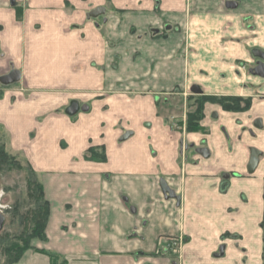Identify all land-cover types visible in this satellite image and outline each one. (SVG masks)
Instances as JSON below:
<instances>
[{"label":"crops","instance_id":"1","mask_svg":"<svg viewBox=\"0 0 264 264\" xmlns=\"http://www.w3.org/2000/svg\"><path fill=\"white\" fill-rule=\"evenodd\" d=\"M256 51L264 0H0V77L19 73L0 88V129L49 203L46 240L20 264H54L41 251L55 264H263L264 171L247 172L251 148L264 159ZM192 96L251 106L205 103L188 132Z\"/></svg>","mask_w":264,"mask_h":264},{"label":"rangeland","instance_id":"2","mask_svg":"<svg viewBox=\"0 0 264 264\" xmlns=\"http://www.w3.org/2000/svg\"><path fill=\"white\" fill-rule=\"evenodd\" d=\"M0 88H2L1 84ZM115 94L116 92L112 93V95ZM194 103L187 102V113L192 110ZM7 142V133L0 129V148L10 158H15L14 160L9 158L6 161H0V213L5 218V223L0 232V264H15L16 253L8 250L15 244L21 246L24 240L28 238L27 236L33 228L32 216L41 201L37 197V178L34 172L22 156L11 153L7 147ZM99 154L97 157L101 156L100 152ZM256 169L264 171V159L261 160ZM34 240H28L29 244L31 245ZM155 255L167 258L168 255L177 256L178 253H174L169 248V250H155ZM20 260L18 264H20ZM262 262H264V256Z\"/></svg>","mask_w":264,"mask_h":264},{"label":"trees","instance_id":"3","mask_svg":"<svg viewBox=\"0 0 264 264\" xmlns=\"http://www.w3.org/2000/svg\"><path fill=\"white\" fill-rule=\"evenodd\" d=\"M193 104V108L191 111H188L187 113V120H186V129L188 132H195L202 130V127L200 126V121L203 118V106L205 103H216L221 106V108L224 111L227 112H235V113H242L246 112L250 106H251V100L250 99H244L240 97H228V98H213V97H198L195 100ZM101 150V149H100ZM103 150H101V156L97 157V155H100L98 150L95 149H89L88 150V158L90 160L95 161H105L106 157L102 153ZM10 157L4 152L2 148H0V161H6ZM11 160H14L15 158H10ZM37 189V197L40 199V205L35 210L31 221L33 222V228L28 238L24 240L23 244L19 246L18 244H15L14 246H11V248L8 251H14L16 253V256L14 258V263L18 264L21 256L23 253L31 249V245L29 244L28 240H40L45 241L46 240V234H45V228L47 219L49 216V203L45 200L43 195V190L40 185V183L37 181L36 185ZM41 253L47 255L50 258L51 263H57L58 256L55 254H51L49 252L41 251ZM65 261L63 260L61 264H64Z\"/></svg>","mask_w":264,"mask_h":264},{"label":"water","instance_id":"4","mask_svg":"<svg viewBox=\"0 0 264 264\" xmlns=\"http://www.w3.org/2000/svg\"><path fill=\"white\" fill-rule=\"evenodd\" d=\"M11 4L13 5L14 2L11 1ZM102 13H103V9L97 8V9L89 12L87 17L88 18H96V17L100 16ZM254 58H256L258 61L255 63L254 67L250 70V73H253V74H255L261 78H264V55L261 52L256 51V52H254ZM18 81H19V73L15 70H12L8 74L0 77V84L2 86H9V85H12L14 83H17ZM192 92L194 94H200L201 93V91L195 87L192 89ZM73 111H75V106H71V108L68 110L69 113H72ZM212 117L217 118V114L214 113L212 115ZM221 131L224 132V129L221 128ZM197 152L204 157H206L208 155V150L206 148H200L197 150ZM258 156H259V152L255 148H251L250 149V157H249V161L247 164V172L249 174L253 173V171L257 167ZM160 188H161L162 192L167 197H171V198L175 197L174 193L168 188V186L166 185L164 180H160ZM4 223H5V218L0 213V232L3 228Z\"/></svg>","mask_w":264,"mask_h":264},{"label":"flooded vegetation","instance_id":"5","mask_svg":"<svg viewBox=\"0 0 264 264\" xmlns=\"http://www.w3.org/2000/svg\"><path fill=\"white\" fill-rule=\"evenodd\" d=\"M166 196V195H165ZM263 201H264V194H263ZM260 229H261V231H262V233H263V252H264V219H263V221L261 222V224H260ZM263 253H262V261H263ZM263 264H264V262H263Z\"/></svg>","mask_w":264,"mask_h":264},{"label":"built area","instance_id":"6","mask_svg":"<svg viewBox=\"0 0 264 264\" xmlns=\"http://www.w3.org/2000/svg\"><path fill=\"white\" fill-rule=\"evenodd\" d=\"M171 239V242H172V244H173V247L175 246V245H178L177 243H178V240L179 239H173V238H170ZM159 246H160V244H159ZM160 248V247H159ZM157 250H160V249H157ZM173 252L175 253V252H177L176 251V249H173Z\"/></svg>","mask_w":264,"mask_h":264}]
</instances>
